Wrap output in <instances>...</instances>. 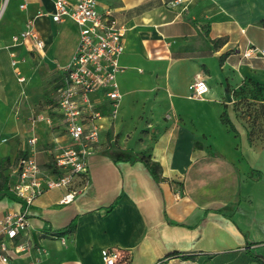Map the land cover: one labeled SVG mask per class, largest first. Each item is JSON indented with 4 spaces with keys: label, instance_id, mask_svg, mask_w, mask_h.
Instances as JSON below:
<instances>
[{
    "label": "crops",
    "instance_id": "crops-1",
    "mask_svg": "<svg viewBox=\"0 0 264 264\" xmlns=\"http://www.w3.org/2000/svg\"><path fill=\"white\" fill-rule=\"evenodd\" d=\"M23 1L0 0V161L7 164L5 173L19 151L32 152L27 139L33 132L41 165L52 158L55 142L67 140L31 117L50 111L60 81L57 64L73 52L58 58L54 43L67 28L75 45L78 37L70 21L39 18L44 49L36 50L29 40L13 47L17 63L12 65L9 49L3 48L11 35L36 11H53L54 0H27L21 8ZM98 6L109 9L124 28L123 70L116 75L120 111L125 103L128 112L134 108L130 100L141 84L128 76L133 70L127 64H140L147 69L144 79L154 75L151 106L158 133L145 154L132 147L91 154L88 182L71 202H61L62 189L38 196L29 209L27 238L45 252L14 253L12 264H104L106 248L117 264H264V254L255 252L264 243V187H257L264 186V170L252 160L264 155V136L248 139L249 128L231 94L244 89L249 78L264 82V57L243 56L248 47L264 51V0H98ZM200 78L207 81L208 93L190 97V85ZM224 109L234 131L220 120ZM142 155L160 164L159 180L137 159ZM20 207L9 195L0 198V218ZM72 221L71 232L53 234Z\"/></svg>",
    "mask_w": 264,
    "mask_h": 264
},
{
    "label": "built area",
    "instance_id": "built-area-1",
    "mask_svg": "<svg viewBox=\"0 0 264 264\" xmlns=\"http://www.w3.org/2000/svg\"><path fill=\"white\" fill-rule=\"evenodd\" d=\"M20 7L26 8L27 0ZM42 17L54 23L70 21L77 27L72 54L65 63L57 64L60 81L50 111L31 117L32 123L43 121L49 128L59 129L67 140L55 142L52 158L41 165L35 156L38 137L33 132L27 139L32 152L11 161L8 190L19 199L21 207L7 210L0 218V264H12L14 253L21 255L33 248L45 252L27 238L32 203L51 189L64 190L62 203L74 200L88 182V157L99 150L101 139H106L120 109L116 75L123 70L119 58L124 52V28L117 24L112 12L100 9L98 0H54L52 12L36 11L26 19L25 27L11 35L10 42L3 46L10 51L12 65L17 63L13 47L29 40L36 50L44 49L45 40L37 28V20ZM243 56L264 57V51L248 47ZM190 88L193 98H203L209 91L204 78L196 79ZM101 256L104 264H117L112 250L103 249Z\"/></svg>",
    "mask_w": 264,
    "mask_h": 264
},
{
    "label": "rangeland",
    "instance_id": "rangeland-1",
    "mask_svg": "<svg viewBox=\"0 0 264 264\" xmlns=\"http://www.w3.org/2000/svg\"><path fill=\"white\" fill-rule=\"evenodd\" d=\"M65 30H67V33L63 30L61 36L54 43V54L58 58L67 57L73 51L75 45L76 38L72 33V30L69 28ZM127 65L129 67L131 66V69L133 70L128 76L133 81H136L138 78V81L141 83L137 86L139 92L133 93V95L136 96H132L133 99L132 101L130 100V102L134 104V108H130L128 112L125 103L123 105V111H120L119 109L116 119L112 122L107 131L106 139H101L99 148L103 152L104 150L111 148L132 147V149H136V154H145L150 149V143L154 140V136H156L159 129V127H157L158 124H154V111H152L153 108L151 106L154 101V89L152 88L154 85V75L151 76L149 73L148 79H144L143 75L147 72L145 67L135 63H129ZM138 68L140 69V72H137ZM241 89L242 92L240 93V98H242V100H236L237 102L236 104L234 103V109L235 111H238L241 118L244 119L247 128L253 127V129L259 130L258 126H261L262 121L258 120V117L254 118L257 114L258 108L256 109L257 111H254L252 104H260L261 101L259 100L264 99V92H261L262 90L257 88L254 84H252V86L244 84V89ZM142 90L146 91L142 92ZM231 94L236 98V96L239 95V90L235 89ZM124 98L125 97L123 96V101ZM248 101L251 106L247 103ZM55 131L57 132L59 129ZM61 139L63 141L65 140L63 138ZM256 147L258 148L259 146ZM256 155L258 156H252V160H257L256 163L259 162L258 164H261L260 168L264 170V155L259 153ZM47 158H50V156H47ZM252 163L255 162L252 161ZM6 165L7 164L4 163V166ZM6 170L7 168L4 169V174ZM257 187L264 186L259 185ZM259 246H261V248H257L255 252L264 254V243H261Z\"/></svg>",
    "mask_w": 264,
    "mask_h": 264
},
{
    "label": "trees",
    "instance_id": "trees-1",
    "mask_svg": "<svg viewBox=\"0 0 264 264\" xmlns=\"http://www.w3.org/2000/svg\"><path fill=\"white\" fill-rule=\"evenodd\" d=\"M260 24L262 26H264V18H262L260 20ZM220 63H222L221 58H220ZM245 84H247V86H252V84H254L257 88H260V90H262L261 92H264V82L254 81V80L249 78ZM241 92H242V89L240 88L239 89V95L236 96L238 100H242V98H240ZM259 101H261L260 104H252V106L254 108V111L258 110L257 114H256V116H254V118L258 117V120H261L262 124H261V126H258L259 130L253 129V127L249 128L248 139L250 141L260 140L261 137L264 136V99H261ZM236 102H235V104H236ZM247 103L250 104L249 101ZM249 106H251V104ZM220 120L223 124L227 125L231 130H233V131L235 130V127H234L233 123L231 122V120L229 119L225 109L223 110V112L220 115ZM194 145L196 147L201 146V144H199L197 141L194 142ZM24 155H26V153L24 151H19V153L16 155L15 159H17L21 156H24ZM137 159L144 163V165L149 169L150 173L152 174V176L156 180L160 179V174L162 172V169H161L160 164L157 161H153L152 159H150L149 156H145V155L139 156ZM4 162L5 161H0V198L9 195V196L13 197L14 199L19 200L14 194L9 192V190H8L9 177H8L7 173L4 174V169L7 168V166H4ZM80 184H81V182L77 183L78 186ZM116 202H117V200H114L110 205H108L105 208V211L109 212L116 205ZM74 227H75V222L72 221L68 225H66L64 228L60 229L59 231H56L53 234L57 237H62L65 234L71 232L74 229Z\"/></svg>",
    "mask_w": 264,
    "mask_h": 264
}]
</instances>
